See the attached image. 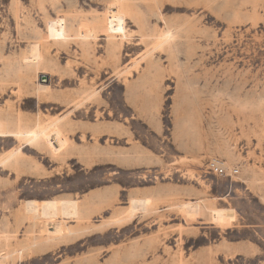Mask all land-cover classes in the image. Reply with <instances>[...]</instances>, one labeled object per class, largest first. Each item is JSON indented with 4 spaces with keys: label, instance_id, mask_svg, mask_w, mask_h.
Here are the masks:
<instances>
[{
    "label": "rangeland",
    "instance_id": "obj_1",
    "mask_svg": "<svg viewBox=\"0 0 264 264\" xmlns=\"http://www.w3.org/2000/svg\"><path fill=\"white\" fill-rule=\"evenodd\" d=\"M0 123V264H264V0H0Z\"/></svg>",
    "mask_w": 264,
    "mask_h": 264
},
{
    "label": "bare ground",
    "instance_id": "obj_2",
    "mask_svg": "<svg viewBox=\"0 0 264 264\" xmlns=\"http://www.w3.org/2000/svg\"><path fill=\"white\" fill-rule=\"evenodd\" d=\"M119 12V6L117 3H113L111 5H109L107 7V13L109 15H117ZM82 27V26H81ZM84 29V28H81V30ZM38 58H39V55H38V51H37V46H32L31 49H30V58L29 59H26V63H31V64H36L37 61H38ZM47 86L46 85H41L38 87V90L39 91H42V92H45L47 90ZM21 120H19V124H20ZM2 128V124L0 123V130ZM1 136V135H0ZM4 136H11V135H4ZM31 136L35 139L38 137V132H32L31 133ZM24 211H29V212H32L33 210V206H34V203L33 201H27L24 205ZM57 207V204L54 203L53 205V208H56ZM185 210L190 213V214H194L196 213L195 210H197V207L196 206H193V205H188L186 206ZM197 215V213H196ZM48 233L50 235H55V234H58L60 233V224L58 223H55V224H48Z\"/></svg>",
    "mask_w": 264,
    "mask_h": 264
},
{
    "label": "built area",
    "instance_id": "obj_3",
    "mask_svg": "<svg viewBox=\"0 0 264 264\" xmlns=\"http://www.w3.org/2000/svg\"><path fill=\"white\" fill-rule=\"evenodd\" d=\"M207 170L220 178H233L239 174V169L228 166L223 160L219 158H211L207 163Z\"/></svg>",
    "mask_w": 264,
    "mask_h": 264
},
{
    "label": "water",
    "instance_id": "obj_4",
    "mask_svg": "<svg viewBox=\"0 0 264 264\" xmlns=\"http://www.w3.org/2000/svg\"><path fill=\"white\" fill-rule=\"evenodd\" d=\"M39 82H40V84H46L48 82V77L45 75H40L39 76Z\"/></svg>",
    "mask_w": 264,
    "mask_h": 264
},
{
    "label": "crops",
    "instance_id": "obj_5",
    "mask_svg": "<svg viewBox=\"0 0 264 264\" xmlns=\"http://www.w3.org/2000/svg\"><path fill=\"white\" fill-rule=\"evenodd\" d=\"M147 196H150V197H152L151 195H142V196H139L138 198H143V197H147ZM110 218V217H109ZM236 251H241V249H236Z\"/></svg>",
    "mask_w": 264,
    "mask_h": 264
}]
</instances>
